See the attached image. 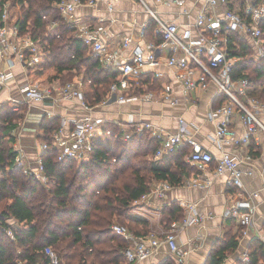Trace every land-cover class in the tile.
Here are the masks:
<instances>
[{"label":"built area","instance_id":"obj_1","mask_svg":"<svg viewBox=\"0 0 264 264\" xmlns=\"http://www.w3.org/2000/svg\"><path fill=\"white\" fill-rule=\"evenodd\" d=\"M100 1L108 0H60L57 6L62 17L76 30L75 36L82 39L84 44L98 56L101 65L117 73L116 80L112 83L108 96H115L119 103H124L137 98L130 95L129 89L140 82V77L146 67L156 66L159 63V50L166 48L169 51L167 63L170 66L185 69L182 74L183 86L186 91L196 87L206 88L214 83L221 96L222 103L214 107L208 114L209 119L216 124L215 134L210 136L214 142H232L236 146L247 145L252 137L260 131L264 133V102L258 97L249 94V79L247 77L234 78L233 68L238 57H233L229 52V41L233 32L249 40L253 56L259 60L264 57V0H205L202 4L195 23V33L188 29L180 32L175 23L165 21L154 9L142 0L146 10L156 21L155 33L162 37V42H148V52L140 46H135L129 55L122 57L118 49H110L107 44L108 32L105 27L94 24H77L74 15L76 7L80 5H95ZM163 4L177 3L183 5L186 0H156ZM27 4V1L25 2ZM109 8L112 7L111 3ZM218 5L224 6L223 11H216ZM24 3L15 4L12 0H3L0 5V90L9 88V106L13 111H19L24 104L49 103L52 105H66L77 102L85 114L71 119L68 132L61 125L54 133L52 146L44 141L39 146L35 164H32L22 151H18L14 162L15 166L25 174L34 176L43 184H47L49 177L45 167V153L53 146L57 149L58 161L74 160L77 163L87 161L94 150L96 132H102L98 119L93 115L95 105H91L82 90V77L61 84L54 82L51 85L41 84L33 80V72L44 62L46 46L40 38H35L30 30L22 31L21 18ZM57 26L56 21H50L49 30ZM144 35V30H143ZM133 43L131 36H125L121 47L129 48ZM20 65L23 70L24 83L12 90L9 83L17 80L15 67ZM199 71L198 78L194 72ZM160 77V73H155ZM17 92V94H14ZM153 94L146 93L143 98L151 100ZM163 100L175 103L170 85H166L161 92ZM106 101L103 99L99 104ZM239 113L245 130L241 136L230 127L232 117ZM1 123V119H0ZM120 129V128H119ZM124 140H129L133 135L150 134L159 141V146L152 154L153 159L172 152L179 147L190 144L189 162L200 171H208L211 164L215 163L212 174L204 182L195 179L193 184L203 186L213 181V176L227 174V182L233 187H243L244 171L240 159L233 153L223 150L219 157L196 143L188 131L184 118L179 119V129L174 133L166 132L156 127L151 122L138 123L133 130L120 129ZM111 137V130L106 129ZM264 172V171H263ZM170 186L168 181L158 184L154 193L162 194ZM151 190L144 193L134 203L139 204L148 200ZM190 211L181 222L174 223L165 233L158 237L150 232L146 235H136L128 226L115 222L112 230L117 235L123 236L133 245L125 252V259L131 264H140L153 256L157 249L166 243L174 254L179 255V263H183L187 251L178 243V231L195 222L200 216L192 205ZM241 208L243 210H241ZM255 215L254 205L247 200L239 201L235 206L226 209L225 216L235 217L238 224L249 227L253 224ZM7 234L14 238L12 228H7ZM51 264L60 263V253L52 245L44 248ZM246 258L249 256L246 254ZM18 264H29L27 260H19Z\"/></svg>","mask_w":264,"mask_h":264},{"label":"trees","instance_id":"obj_2","mask_svg":"<svg viewBox=\"0 0 264 264\" xmlns=\"http://www.w3.org/2000/svg\"><path fill=\"white\" fill-rule=\"evenodd\" d=\"M59 1L12 0L15 4L24 3L22 31L29 26L33 36L46 46L44 62L33 72V80L47 85L65 84L81 75L86 100L96 105L107 96L117 73L102 68L98 56L75 36V29L60 13ZM50 21L57 23L53 30L48 29ZM155 29L156 21L151 18L145 34H149L150 41L160 44L162 37ZM229 52L238 57L234 78L247 77L249 94L264 102V57L255 59L249 40L237 32L231 34ZM156 85L153 83L152 88ZM24 114V108L13 111L7 101L0 106V264H18L21 259L29 264H51L44 251L47 245L59 251V264H123L129 243L113 232L112 225L119 221L136 235L149 233V221L131 213L132 204L150 190L153 180L172 185L183 182L184 175L195 169L185 160L190 153L189 145L153 159L152 154L159 146L157 139L143 134L124 140L121 130L109 125L111 144L95 143L87 161L60 162L57 149L53 146L48 150L44 159L49 180L43 184L15 166L17 151L10 141ZM59 127L58 116L42 120V137L51 146L53 133ZM116 147L120 148L119 153H115ZM136 147L137 155L147 158L133 165L130 159ZM103 177H107L105 185L100 184ZM180 211L176 203L165 209L167 227L184 218ZM10 218L19 225H10L7 222ZM7 228L13 229L14 238L7 234ZM237 244L233 236L224 241L209 264H221L226 251ZM262 259L264 244L257 239L250 261L238 264H260Z\"/></svg>","mask_w":264,"mask_h":264},{"label":"crops","instance_id":"obj_3","mask_svg":"<svg viewBox=\"0 0 264 264\" xmlns=\"http://www.w3.org/2000/svg\"><path fill=\"white\" fill-rule=\"evenodd\" d=\"M144 1L165 21L177 24L181 33L188 29L195 33L194 23L205 0H186L183 5L163 4L156 0ZM108 3H111V8ZM223 8L224 6L218 5L216 11L221 12ZM74 15L79 25L87 23L105 27L108 32L107 44L110 49L119 50L121 61H123L122 57L129 55L135 46H140L145 52L149 51L148 42H151V37L145 34V29L153 17L146 10L142 0H108V2L100 1L95 5L84 4L76 7ZM125 36H131L133 39V43L127 49L121 47ZM157 53L158 65L146 67L140 77V82L135 83L129 89L128 93L137 98L119 103L115 96L107 95L104 103L95 105L93 115L98 119L102 129L99 134H104L105 130L109 129V125L131 131L136 124L143 122H151L166 132L174 133L179 129V119L184 118L191 137L196 143L210 150L214 157H219L222 151L226 150L240 159L244 171L243 187H233L228 184L227 174L213 176L212 183L208 185H194L195 179L204 182L209 178L215 163L211 164L208 171H200L189 162L188 155L185 160L195 169L184 175L181 184H170L162 194H158L153 191L162 181L153 180L150 184L152 193L148 200L133 210L134 215L148 220L150 225L152 222L151 227L153 228L150 232L158 237H164L171 228L162 225V223H167L164 220V211L174 203L180 208L184 218L190 211L189 205H192L200 219L178 231V243L182 249L187 251L183 263H179V255L171 252L166 243H162L153 256L140 264H209L215 250L232 236L238 241L237 247L226 251L221 264L248 262L254 250V240L258 239L264 244V133L260 131L254 135L247 145L236 146L232 142L220 144L214 142L210 136L215 134L217 126L209 119L208 114L222 103L216 85L210 83L206 88L198 86L186 91L182 81L185 69L173 67L167 63L170 53L166 48ZM15 72L17 80L8 85L13 88L12 90L18 87L19 83H24L23 70L20 65L15 67ZM155 73H160V77H156ZM199 75V71L194 72L195 78ZM80 77L82 76L78 78ZM155 82L158 86L152 88ZM166 85L171 86L175 103L162 99L161 92ZM14 93L17 94V92ZM146 93L153 94L151 100L143 98ZM9 99V88L0 90V106L5 101L9 102ZM22 108L25 109V116L24 119L19 120L15 130L12 131L15 140L11 145L17 152L22 151L32 164H35L37 153H39L41 141L38 139L45 141L41 128L44 118L50 120L58 116L60 126L64 124L68 132L71 127L69 121L85 114L77 102H69L61 106L49 103L24 104L19 111ZM230 127L237 136L243 134L245 127L239 113L232 117ZM98 139L106 144V141ZM188 145L191 148L190 144ZM242 200L250 201L254 205V220L249 227L240 226L235 217L225 216L226 209ZM143 209L147 212L142 211ZM183 219L172 221V225ZM7 222L15 227L19 225L14 218L8 219ZM128 243L129 247L133 245L130 241ZM246 254L249 259L246 258ZM123 264L131 263L125 259ZM260 264H264L263 259Z\"/></svg>","mask_w":264,"mask_h":264},{"label":"rangeland","instance_id":"obj_4","mask_svg":"<svg viewBox=\"0 0 264 264\" xmlns=\"http://www.w3.org/2000/svg\"><path fill=\"white\" fill-rule=\"evenodd\" d=\"M15 94V93H14ZM24 116H25V114L23 115V117H21V119H24ZM102 134V133H101ZM13 138H15V137H13ZM13 138L11 139V141H10V145H11V143L13 142ZM98 138H100L101 140H103V141H106V145H110L111 143H109V135L107 134V133H104V134H102V135H100L99 134V132H96V135H95V139L98 141L99 139ZM39 141H41V143L43 142V140H41V138H39L38 139ZM98 142H100V140L98 141ZM102 142V141H101ZM102 143H105V142H102ZM109 143V144H108ZM115 147V146H114ZM115 151V153H119L120 152V148H117L116 147V149L114 150ZM140 151V150H139ZM136 152H138V149H137V147H136V151L132 154L133 156L131 157V159H130V161H131V163L130 164H133V165H135V164H138L140 161H142V160H144L145 158H147V156L145 155H140V154H138L137 155V153ZM136 153V154H135ZM150 159V158H149ZM107 183V177H103V180H101V183L100 184H103V185H105ZM143 203H139V204H136V203H133L132 204V208H131V213H133V210L134 209H136L137 207L136 206H141ZM2 206V204H0V207ZM142 211H144L145 213L147 212V210L146 209H143ZM119 222V221H118ZM151 225H152V222H151ZM151 225H150V228L149 229H151L152 230V228L153 227H151ZM162 225H164L165 227H167V224L165 223H162Z\"/></svg>","mask_w":264,"mask_h":264}]
</instances>
